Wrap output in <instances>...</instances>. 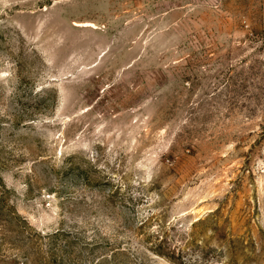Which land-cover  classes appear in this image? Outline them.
<instances>
[{
  "label": "rangeland",
  "instance_id": "rangeland-1",
  "mask_svg": "<svg viewBox=\"0 0 264 264\" xmlns=\"http://www.w3.org/2000/svg\"><path fill=\"white\" fill-rule=\"evenodd\" d=\"M0 264H264V0H0Z\"/></svg>",
  "mask_w": 264,
  "mask_h": 264
},
{
  "label": "bare ground",
  "instance_id": "bare-ground-1",
  "mask_svg": "<svg viewBox=\"0 0 264 264\" xmlns=\"http://www.w3.org/2000/svg\"><path fill=\"white\" fill-rule=\"evenodd\" d=\"M87 25H90L89 23H86Z\"/></svg>",
  "mask_w": 264,
  "mask_h": 264
}]
</instances>
